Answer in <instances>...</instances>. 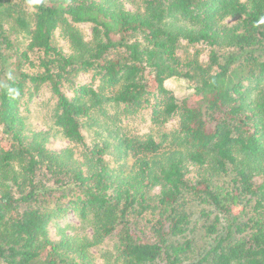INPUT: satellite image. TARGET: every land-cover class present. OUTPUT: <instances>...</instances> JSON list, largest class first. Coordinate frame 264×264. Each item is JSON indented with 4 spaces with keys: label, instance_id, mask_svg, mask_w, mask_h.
<instances>
[{
    "label": "trees",
    "instance_id": "16d2710c",
    "mask_svg": "<svg viewBox=\"0 0 264 264\" xmlns=\"http://www.w3.org/2000/svg\"><path fill=\"white\" fill-rule=\"evenodd\" d=\"M134 5L0 0V264H98L93 251L101 264H184L190 246L177 241L193 202L214 214L211 242L185 264H264V0ZM197 45L209 49L205 64L197 50L182 56ZM80 74L91 83L68 97ZM43 87L54 127L78 151L24 133L20 107ZM105 106L149 109L154 124L176 118L172 143L115 134L118 159L134 161L127 174L109 167L111 145L88 147L83 136ZM230 173V185H211ZM71 216L78 226L51 239L48 227Z\"/></svg>",
    "mask_w": 264,
    "mask_h": 264
},
{
    "label": "rangeland",
    "instance_id": "374dc122",
    "mask_svg": "<svg viewBox=\"0 0 264 264\" xmlns=\"http://www.w3.org/2000/svg\"><path fill=\"white\" fill-rule=\"evenodd\" d=\"M99 1V0H96ZM125 9L135 10L134 0H117ZM245 1V0H242ZM228 24H232V21H227ZM83 38L89 40L91 38V27L89 25H79ZM56 41L58 46L67 53L68 45L60 38L58 33H56ZM182 44H185L182 42ZM199 51V61L203 64L207 61L208 48L203 45H197L193 47H185V54L192 55L193 52ZM91 83V75L80 74L72 83V86H66L64 91L67 93L68 97L73 96V89L81 85H89ZM98 85V81L93 82V87ZM54 100L52 99L50 92L47 88L43 87L39 93L34 96L31 100L27 101L26 104L20 107V113L23 117L25 131L24 133L30 137L33 135H38L41 133H46L48 136V142L46 144L47 148L54 152H59L65 149H71L74 151L77 148L70 142L65 140L57 128L54 127L52 121ZM89 126L85 127L83 130V136L85 143L88 147L94 144L109 143L111 147L109 148V155L106 156V161L109 167L115 168L116 165H122V169L127 174L133 164V158L131 156H123L118 159L117 152L114 151V146L116 141L114 140L115 134L119 138H147L151 137L156 142H161L162 147L168 148L173 141L171 134L177 128V119H170L163 124H154L150 119V110L142 109L133 115H127L121 111V109L113 108L112 106L104 107V112L100 113L93 110L89 115ZM87 124V125H88ZM165 139H163L164 137ZM190 176H194L195 169L189 168ZM232 174L223 177L218 176L211 180V185L213 187H226L230 185V179ZM185 211L188 216V224L186 227L185 234L178 238L177 243L181 246L187 242L190 249L183 256V262L188 263L193 261L204 249L210 245L209 237H206V227L212 222L214 214L212 210L203 205L193 202L185 206ZM57 225H50L48 227L49 237L53 240H57L59 235L57 233L58 229L65 227L67 225L78 226V221L72 216L67 217L57 222ZM67 224V225H66ZM83 231L90 235L89 229L84 230V228L75 231L77 233H83ZM70 233V232H68ZM111 243L105 242L96 250H107L111 248ZM93 254L98 264L102 263V258L100 257V252L93 251Z\"/></svg>",
    "mask_w": 264,
    "mask_h": 264
},
{
    "label": "clouds",
    "instance_id": "9594fccd",
    "mask_svg": "<svg viewBox=\"0 0 264 264\" xmlns=\"http://www.w3.org/2000/svg\"><path fill=\"white\" fill-rule=\"evenodd\" d=\"M32 3L33 4H38L39 3V0H32Z\"/></svg>",
    "mask_w": 264,
    "mask_h": 264
}]
</instances>
